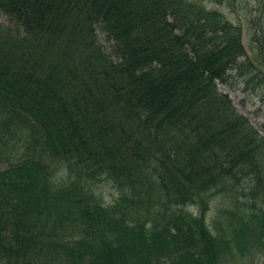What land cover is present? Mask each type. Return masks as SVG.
<instances>
[{"label": "trees", "instance_id": "trees-1", "mask_svg": "<svg viewBox=\"0 0 264 264\" xmlns=\"http://www.w3.org/2000/svg\"><path fill=\"white\" fill-rule=\"evenodd\" d=\"M0 16V264L264 257V141L218 89L251 87L236 26L189 0H0Z\"/></svg>", "mask_w": 264, "mask_h": 264}, {"label": "rangeland", "instance_id": "rangeland-1", "mask_svg": "<svg viewBox=\"0 0 264 264\" xmlns=\"http://www.w3.org/2000/svg\"><path fill=\"white\" fill-rule=\"evenodd\" d=\"M191 3H197L198 1L202 2L207 9H214L219 11L225 19H227L231 24L235 26H241L240 20L237 17L234 10V2L232 0H217L219 2H215L213 0H189ZM222 3V4H221ZM229 4L233 10H231L229 7H226V5ZM0 22L3 24H9V22L6 20L5 17L0 16ZM240 33V30H239ZM240 43H241V37L242 34L240 33ZM242 45V43H241ZM233 80H230V83H232ZM221 84L219 83L218 89L221 90ZM243 85H237V89H232L230 87H224V90L227 91L226 93H229L230 98L233 100V104L235 108L237 109L238 113L244 115L251 125L259 131L260 137L263 138L264 141V102L261 99L262 92H264V88L259 89L257 93H246L244 94L242 92ZM13 144V143H12ZM10 146V144L8 145ZM22 149L18 146L14 147V150L9 152H4V157H11V155H15V153H21ZM6 167V164L0 163V169H3ZM56 175L54 178V181L57 184H63L66 182H69L71 178L74 176L69 172V169H67L64 164H59L55 168ZM102 179V178H101ZM94 192L96 195L103 200L106 204L111 203L115 196L117 195L118 191L115 188V186L109 182L108 180H103L99 183H97L94 186ZM226 205V198L218 197L216 198L212 204H211V212L210 217H212L218 209H220L222 206ZM257 246V243L254 244V247ZM234 252V251H233ZM230 256V255H229ZM264 262V257H259L256 255L255 261L253 264H262Z\"/></svg>", "mask_w": 264, "mask_h": 264}, {"label": "flooded vegetation", "instance_id": "flooded-vegetation-1", "mask_svg": "<svg viewBox=\"0 0 264 264\" xmlns=\"http://www.w3.org/2000/svg\"><path fill=\"white\" fill-rule=\"evenodd\" d=\"M240 20L242 44L253 66L252 88L264 86V0H232Z\"/></svg>", "mask_w": 264, "mask_h": 264}]
</instances>
